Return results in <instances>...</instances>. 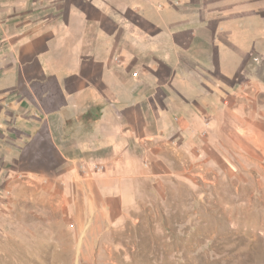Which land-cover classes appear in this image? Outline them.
I'll return each instance as SVG.
<instances>
[{
    "label": "crops",
    "instance_id": "crops-1",
    "mask_svg": "<svg viewBox=\"0 0 264 264\" xmlns=\"http://www.w3.org/2000/svg\"><path fill=\"white\" fill-rule=\"evenodd\" d=\"M117 2L0 0V168L53 182L77 222L111 213L123 168L264 161V68L228 79L190 56L205 52L201 38L161 32ZM100 109L99 128L79 126Z\"/></svg>",
    "mask_w": 264,
    "mask_h": 264
},
{
    "label": "rangeland",
    "instance_id": "rangeland-1",
    "mask_svg": "<svg viewBox=\"0 0 264 264\" xmlns=\"http://www.w3.org/2000/svg\"><path fill=\"white\" fill-rule=\"evenodd\" d=\"M126 3L141 8L161 32L186 33L184 41L201 38L205 52L193 48L190 56L205 57L207 68L228 79L235 68L241 77L263 72L264 0ZM101 111L80 118L79 126L99 128ZM76 123L67 121L68 134ZM248 149L240 147L245 154ZM252 157L241 155L236 167L224 169L214 161L159 174L123 168L116 173L122 181L111 213L80 222L53 182H31L0 168V264H264V161L252 165ZM149 163L145 158L144 167Z\"/></svg>",
    "mask_w": 264,
    "mask_h": 264
},
{
    "label": "built area",
    "instance_id": "built-area-1",
    "mask_svg": "<svg viewBox=\"0 0 264 264\" xmlns=\"http://www.w3.org/2000/svg\"><path fill=\"white\" fill-rule=\"evenodd\" d=\"M133 75H134V76H137V75H138V73H137V72H133Z\"/></svg>",
    "mask_w": 264,
    "mask_h": 264
}]
</instances>
